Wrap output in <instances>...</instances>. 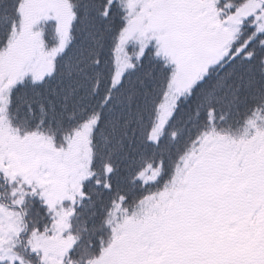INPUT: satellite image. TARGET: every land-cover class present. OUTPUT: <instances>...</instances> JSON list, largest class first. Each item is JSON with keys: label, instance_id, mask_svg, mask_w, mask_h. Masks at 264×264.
I'll return each instance as SVG.
<instances>
[{"label": "snow or ice", "instance_id": "obj_1", "mask_svg": "<svg viewBox=\"0 0 264 264\" xmlns=\"http://www.w3.org/2000/svg\"><path fill=\"white\" fill-rule=\"evenodd\" d=\"M0 264H264V0H0Z\"/></svg>", "mask_w": 264, "mask_h": 264}, {"label": "trees", "instance_id": "obj_2", "mask_svg": "<svg viewBox=\"0 0 264 264\" xmlns=\"http://www.w3.org/2000/svg\"><path fill=\"white\" fill-rule=\"evenodd\" d=\"M49 34H50V30H49Z\"/></svg>", "mask_w": 264, "mask_h": 264}]
</instances>
